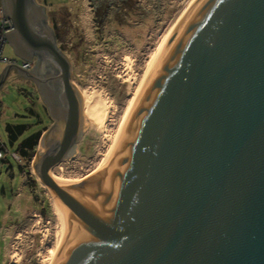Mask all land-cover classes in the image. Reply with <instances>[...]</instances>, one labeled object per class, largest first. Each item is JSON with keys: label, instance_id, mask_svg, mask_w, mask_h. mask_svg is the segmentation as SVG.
I'll use <instances>...</instances> for the list:
<instances>
[{"label": "water", "instance_id": "1", "mask_svg": "<svg viewBox=\"0 0 264 264\" xmlns=\"http://www.w3.org/2000/svg\"><path fill=\"white\" fill-rule=\"evenodd\" d=\"M7 34L53 123L34 169L70 209L57 264H264V0H186L94 175L51 172L83 134V98L48 9L3 0Z\"/></svg>", "mask_w": 264, "mask_h": 264}, {"label": "rangeland", "instance_id": "2", "mask_svg": "<svg viewBox=\"0 0 264 264\" xmlns=\"http://www.w3.org/2000/svg\"><path fill=\"white\" fill-rule=\"evenodd\" d=\"M185 1L47 0L44 3L50 23L54 18L59 25L60 39L72 60L73 78L80 88L83 108L85 99L99 95L111 108L105 128L90 124L84 116L82 138L75 151L52 168L54 176L75 183L94 175L112 144L133 91ZM4 53L17 56L9 41ZM6 66L7 63L0 61V75ZM8 122L30 124L23 137L38 129L43 130L42 137L53 123L36 86L15 69L0 86V138L9 150H14L18 141H10ZM43 145L40 141L31 159L18 160L8 153L0 159V264H48L51 251L57 249L64 237L58 207L34 169Z\"/></svg>", "mask_w": 264, "mask_h": 264}, {"label": "bare ground", "instance_id": "3", "mask_svg": "<svg viewBox=\"0 0 264 264\" xmlns=\"http://www.w3.org/2000/svg\"><path fill=\"white\" fill-rule=\"evenodd\" d=\"M84 116L85 118L91 123H94L98 125L100 128H105L107 121L109 120L110 117V106L109 104L104 101L101 96L94 97L93 99H85L84 101ZM44 146V145H43ZM44 148V147H43ZM52 172V170H51ZM53 174V173H52ZM53 177L61 183H68L64 182L62 179H60L57 176ZM46 185V184H45ZM49 192L51 193L57 207L59 210V213L62 218V223H64V237L58 242L57 249L51 251V259L49 260L48 264H57V260L59 259L62 250L65 249L66 246V241H67V227L65 224V221L70 213V209L65 205V203L56 195V193L53 191V189L46 185ZM63 229V227H62ZM59 240V239H58ZM16 256V255H15Z\"/></svg>", "mask_w": 264, "mask_h": 264}, {"label": "trees", "instance_id": "4", "mask_svg": "<svg viewBox=\"0 0 264 264\" xmlns=\"http://www.w3.org/2000/svg\"><path fill=\"white\" fill-rule=\"evenodd\" d=\"M51 22H52V26L54 27L56 31L59 44L65 50V47L62 45L63 42H61V39H60V33H59L60 31L58 29V26H59L58 23L57 21H55L54 18L51 19ZM30 128H31V125L27 123L8 122L6 124V129H7L10 141L12 143H16L18 141V145H17L18 150L17 149H14V150H17L18 153H20L22 161L33 158L34 152L40 143L41 135L43 132L42 129L40 130L38 129L23 137L26 131L29 130Z\"/></svg>", "mask_w": 264, "mask_h": 264}, {"label": "built area", "instance_id": "5", "mask_svg": "<svg viewBox=\"0 0 264 264\" xmlns=\"http://www.w3.org/2000/svg\"><path fill=\"white\" fill-rule=\"evenodd\" d=\"M12 28L13 21L4 13V10L2 8L0 11V61L5 62L7 64L20 63L25 68H32L34 61L23 59L20 60L18 56H16L15 58L9 57L4 53V46L8 41L7 34L12 30ZM7 153L11 154V156H13L15 159H21V155H19L16 150H9L6 143L3 142L0 138V159L5 158Z\"/></svg>", "mask_w": 264, "mask_h": 264}, {"label": "crops", "instance_id": "6", "mask_svg": "<svg viewBox=\"0 0 264 264\" xmlns=\"http://www.w3.org/2000/svg\"><path fill=\"white\" fill-rule=\"evenodd\" d=\"M41 3H47V0H46V2L42 1ZM2 8H3V0H0V11Z\"/></svg>", "mask_w": 264, "mask_h": 264}, {"label": "flooded vegetation", "instance_id": "7", "mask_svg": "<svg viewBox=\"0 0 264 264\" xmlns=\"http://www.w3.org/2000/svg\"><path fill=\"white\" fill-rule=\"evenodd\" d=\"M34 65V64H33ZM33 67V66H32ZM29 81H31L35 86H36V84L32 81V80H30V79H28ZM36 88H37V86H36ZM38 89V88H37ZM47 107V106H46ZM48 109V108H47ZM48 112H49V110H48ZM49 114H50V112H49Z\"/></svg>", "mask_w": 264, "mask_h": 264}]
</instances>
